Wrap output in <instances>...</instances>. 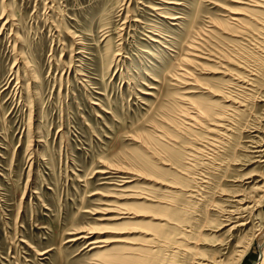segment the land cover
<instances>
[{"label": "rangeland", "instance_id": "obj_1", "mask_svg": "<svg viewBox=\"0 0 264 264\" xmlns=\"http://www.w3.org/2000/svg\"><path fill=\"white\" fill-rule=\"evenodd\" d=\"M249 3L0 0V264H264V9ZM191 100L213 116L193 123Z\"/></svg>", "mask_w": 264, "mask_h": 264}, {"label": "bare ground", "instance_id": "obj_2", "mask_svg": "<svg viewBox=\"0 0 264 264\" xmlns=\"http://www.w3.org/2000/svg\"><path fill=\"white\" fill-rule=\"evenodd\" d=\"M249 2H251V3H249V5L251 4V6H260V4H261V6H263V7H261V8H263L264 9V3H263V1L262 0H258V1H254V0H248ZM246 3H248V2H246ZM254 3V4H253ZM253 4V5H252ZM252 9V8H251ZM255 11V10H254ZM264 12V11H263ZM250 13V12H249ZM264 14V13H263ZM262 15V14H261ZM248 16V15H247ZM263 16V15H262ZM250 17V16H249ZM253 17V16H252ZM258 17V16H257ZM255 18V17H254ZM261 18V17H260ZM259 18V19H260ZM262 19V18H261ZM264 19V18H263ZM232 20H234L235 22H238L239 21V19H238V17L237 18H233L232 17ZM249 20H252L251 18L249 19ZM253 21H255V20H253ZM261 23V22H260ZM263 23V22H262ZM257 24V23H256ZM259 24V23H258ZM233 25V24H232ZM252 25V24H251ZM263 25V24H262ZM236 26V25H235ZM238 27H240L239 25H237ZM236 26V27H237ZM242 26H243V24H242ZM243 27H245V26H243ZM241 28V27H240ZM244 29V28H243ZM245 35V34H244ZM154 41H156V42H158V40L157 39H155ZM190 46V45H189ZM188 46V47H189ZM191 48V47H190ZM182 60L183 61H185L186 63H188V60L189 59H187V58H183L182 57ZM181 62V61H180ZM184 63V62H183ZM188 71V70H187ZM186 70H184L183 69V73L182 74H184V75H187L188 74V72H187ZM185 98V97H184ZM196 100V99H195ZM224 100H225V98H224ZM191 101H193V105L192 106H194L193 108L195 109V114L193 115V116H189V118L193 121V123H195V124H197V123H199L198 121H201L200 119H202L203 120V118H206V116H213L212 115V112L214 113V111H212L213 109H211L210 111L209 110H207L208 109V107L206 106H204V108L203 107H197L196 106V104L194 103V100H191ZM226 102V101H225ZM224 102V103H225ZM198 103H199V101H198ZM190 106V105H189ZM212 111V112H211ZM182 112H185L184 110L182 111ZM215 115V114H214ZM186 117H187V113H186ZM215 117H217L216 119L218 120L219 118H218V116H215ZM219 117H220V115H219ZM188 119V118H187ZM216 119H214V120H216ZM205 120V119H204ZM209 120H212V118L211 119H209ZM184 123V122H183ZM187 124V123H186ZM188 124H190V123H188ZM214 124V123H213ZM216 125H217V123H215ZM199 125V124H198ZM212 125V124H211ZM219 125V124H218ZM191 126V125H190ZM193 126V125H192ZM196 126V125H195ZM177 127V126H176ZM201 127H202V125H201ZM189 128H191V127H189ZM206 128V127H205ZM214 128V127H213ZM207 129V128H206ZM202 130V129H201ZM209 130L211 131V128H209ZM209 130H206V132L208 131L209 132ZM214 131V129H212V132ZM205 132V131H204ZM258 151V150H257ZM185 175V174H184ZM147 178V177H146ZM172 187H173V185H172ZM175 187V186H174ZM173 187V188H174ZM176 188H177V186H176ZM179 189H181V187L179 188ZM147 190V189H146ZM187 190V189H186ZM185 190V191H186ZM189 190V189H188ZM187 190V191H188ZM178 191V190H177ZM177 191H175V192H177ZM140 192V191H139ZM147 192H149V191H147ZM167 192V191H166ZM170 192V191H169ZM169 192H167V193H169ZM180 192V191H179ZM183 192V191H182ZM197 193L196 192V190H194V189H192V190H189V194H187L188 195V197H193V193ZM144 193V192H143ZM135 194V193H134ZM138 194H140V193H138ZM137 194V195H138ZM142 194V193H141ZM150 194V193H149ZM155 194V193H154ZM172 194V193H171ZM136 195V194H135ZM147 195V194H146ZM167 195V194H166ZM175 195H177V194H175ZM131 196H133V195H131ZM149 196V195H148ZM153 196H155V195H153ZM168 196V195H167ZM137 197V196H136ZM141 197V196H140ZM145 197V196H144ZM176 197V196H175ZM186 197V196H185ZM191 197V198H192ZM131 198H133V197H131ZM147 198V196L145 197V199ZM149 198V197H148ZM164 198H165V196H164ZM169 197H167V199H168ZM136 199H138V198H136ZM142 199H143V197H142ZM171 199H174V196H171ZM171 199H169V200H171ZM177 199V198H176ZM158 201V200H157ZM165 201V200H164ZM171 201H173V200H171ZM170 201V202H171ZM153 202H154V200H153ZM167 202V201H166ZM141 203V202H140ZM135 204H137V202L135 203ZM139 204H137V206H138ZM141 205H142V203H141ZM243 205V204H242ZM145 206V205H144ZM151 206V205H150ZM239 206V205H238ZM126 207V206H125ZM132 207V206H131ZM136 207V206H135ZM241 207V206H240ZM129 208V207H128ZM131 209V208H130ZM134 209V208H133ZM128 210V209H127ZM132 210V209H131ZM148 210V209H147ZM115 211H117L118 212V216H116L114 219H120V218H137V217H141V216H143L144 217V211L143 210H133L132 212L131 211H126V209L124 208L123 210L120 208V207H115L114 208V210H113V213L115 212ZM149 211V210H148ZM168 211H169V209L167 210L166 208L164 209V215H166V216H168ZM229 212V211H228ZM235 212V211H234ZM233 212V213H234ZM106 213V212H105ZM232 213V212H231ZM236 213V212H235ZM174 214V213H173ZM175 214H177V213H175ZM170 215H172V213L170 214ZM234 215V214H233ZM172 216H174V215H172ZM172 216H170V217H172ZM176 216V215H175ZM224 216H225V214H224ZM229 216V215H228ZM165 218L164 216H155V214L154 215H151L150 216V218H151V220H158V222H160V221H165V222H167V223H171V218ZM224 219V218H223ZM231 219H233V218H231L230 217V220ZM172 221H174V220H172ZM223 221H225V220H223ZM129 222V221H128ZM226 222V221H225ZM228 222V221H227ZM231 222V221H230ZM235 222V221H234ZM127 223V222H126ZM131 223V222H130ZM174 223V222H173ZM194 223V222H193ZM135 224V223H134ZM230 224V223H229ZM176 225V224H175ZM228 225V224H227ZM160 226V225H159ZM177 226V225H176ZM180 227V226H179ZM193 227V226H192ZM198 227V226H197ZM231 227H234V226H231ZM181 229V228H180ZM157 230V229H156ZM181 230H183V232H184V229L182 228ZM200 230V229H199ZM203 230V227L201 228V231ZM205 230V229H204ZM209 230V229H208ZM158 231V230H157ZM112 232V231H111ZM187 232V231H186ZM204 232V231H203ZM262 232V228L259 230V232L256 234V238H258V239H264V233H261ZM187 233H189V231L187 232ZM199 233H201V232H199ZM205 233V232H204ZM203 233V234H204ZM88 234V233H87ZM160 235H162V234H160ZM171 235V234H170ZM173 235V234H172ZM192 235V234H191ZM211 235V234H210ZM154 236V235H153ZM174 236V235H173ZM178 236V235H177ZM207 237H208V235H206ZM212 236V235H211ZM121 237V236H120ZM116 238V239H112L111 241H122L123 239H121V238ZM165 237H166V234H165ZM164 237V238H165ZM171 237V236H170ZM170 237H169V239H170ZM203 238H204V236H202ZM207 237H206V239H207ZM123 238V237H122ZM159 238V237H158ZM157 238V239H158ZM166 238H168V237H166ZM173 238V237H172ZM200 238V237H199ZM202 238V239H203ZM211 238H213V237H211ZM210 238V239H211ZM201 238H200V241L202 240ZM208 239H209V237H208ZM181 240V239H180ZM110 241V240H109ZM108 240H99V241H97L98 243H107V242H109ZM168 241H170V240H168ZM179 241V240H178ZM97 242H94V241H91V242H89L90 244H94V243H97ZM161 242H163V241H161ZM166 242V241H165ZM184 242V241H183ZM188 242V241H187ZM196 242L198 243V241L196 240ZM167 243V242H166ZM191 244H192V241L190 242ZM190 243H188V245L190 244ZM197 243H195L196 245L195 246H198V244ZM204 243V242H203ZM141 244V243H140ZM143 244V243H142ZM155 244V243H154ZM181 244V243H180ZM262 244V243H261ZM173 245H175V244H173ZM248 245V244H247ZM141 246H143V245H141ZM154 246V245H153ZM152 245H151V247H153ZM161 246V245H160ZM176 246V245H175ZM214 246V245H213ZM244 246V245H243ZM139 247H140V245H139ZM146 247V246H145ZM149 247V246H148ZM161 247H164V246H161ZM174 247V246H173ZM172 247V248H173ZM178 247V246H177ZM246 247V246H245ZM131 248H133V247H131ZM135 248H137V247H135ZM147 248V247H146ZM166 248V247H165ZM247 248V247H246ZM134 249V248H133ZM153 249V248H152ZM184 249V251H186V249L185 248H183ZM242 249V248H241ZM131 250V249H130ZM172 250V249H171ZM137 251H138V249H137ZM145 251V250H144ZM162 251H164L163 249L161 250V252ZM183 251V250H182ZM132 252V251H131ZM139 252V251H138ZM155 252V251H154ZM170 252V251H169ZM179 252V251H178ZM187 252V251H186ZM242 252V251H241ZM127 253V252H126ZM146 253V252H145ZM152 253V252H151ZM240 253V252H239ZM238 253V254H239ZM242 253H244V252H242ZM242 253H240V254H242ZM130 254V253H129ZM135 254V253H134ZM134 254H132V255H122V256H115L112 260L111 259H108V261L111 263V264H127L128 262H129V260L130 261H132V264H149V262L146 260V259H142L140 256H136V255H134ZM149 254V253H148ZM237 254V255H238ZM141 255V254H140ZM159 255V254H158ZM142 256H144V255H142ZM240 256V255H239ZM238 256V257H239ZM241 257V256H240ZM108 258H110V257H108ZM171 258V257H170ZM242 258V257H241ZM200 259V258H199ZM203 260V259H202ZM206 260V259H205ZM236 260V259H235ZM234 260V261H235ZM159 261V260H158ZM198 261V260H197ZM207 261V260H206ZM210 261V260H209ZM170 262H171V260H170ZM236 262V261H235ZM110 263H108V262H105V264H110ZM158 263V262H157ZM198 263V262H197ZM214 263V262H213ZM151 264V263H150ZM152 264H155V263H152ZM160 264H162V263H160ZM169 264V263H168ZM200 264H209V263H205V262H203V261H200Z\"/></svg>", "mask_w": 264, "mask_h": 264}]
</instances>
